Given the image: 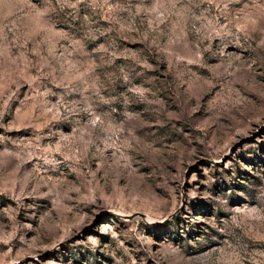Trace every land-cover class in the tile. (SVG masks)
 <instances>
[{
	"label": "rangeland",
	"instance_id": "obj_1",
	"mask_svg": "<svg viewBox=\"0 0 264 264\" xmlns=\"http://www.w3.org/2000/svg\"><path fill=\"white\" fill-rule=\"evenodd\" d=\"M0 264H264V0H0Z\"/></svg>",
	"mask_w": 264,
	"mask_h": 264
},
{
	"label": "water",
	"instance_id": "obj_2",
	"mask_svg": "<svg viewBox=\"0 0 264 264\" xmlns=\"http://www.w3.org/2000/svg\"><path fill=\"white\" fill-rule=\"evenodd\" d=\"M143 216V215H142Z\"/></svg>",
	"mask_w": 264,
	"mask_h": 264
}]
</instances>
